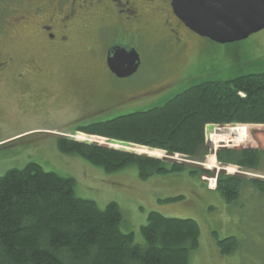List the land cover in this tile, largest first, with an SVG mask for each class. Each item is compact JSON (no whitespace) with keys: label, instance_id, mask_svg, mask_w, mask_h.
<instances>
[{"label":"rangeland","instance_id":"1","mask_svg":"<svg viewBox=\"0 0 264 264\" xmlns=\"http://www.w3.org/2000/svg\"><path fill=\"white\" fill-rule=\"evenodd\" d=\"M12 1L0 0V6L14 15L16 2ZM11 16L0 17V30L7 28L0 37L4 45L2 57L11 60L7 70L0 73V177L36 163L45 172L73 179L78 198L93 201L102 210L111 203L118 204L123 214L121 229L125 234H134L135 243L144 244L141 228L148 223L149 214L156 212L199 224L200 245L191 252L189 264H264V195L260 192L245 186L241 197L229 204L218 191L208 189L209 177L198 179L183 171L142 181L136 166L107 174L78 155L62 153L58 147V139L66 138L153 159L189 163L214 173L213 179L223 172L264 179V169L254 174L220 165L212 141L222 128L244 127L248 135L241 143L237 137L233 144L219 145L216 152L223 148L264 151V126H209L204 163L190 162L182 156L170 158L162 151L76 132L77 126L89 122L162 106L204 79L229 81L263 72L264 31L228 45L210 40L202 44L190 37L182 58L185 70L172 67L177 60L174 54L165 56L156 47L134 44L143 64L134 76L119 80L104 72L100 61L104 50L98 46L91 25L79 36L75 33L69 48L46 50L36 44L31 28H11ZM35 64L43 72H31L29 67ZM192 66L190 74L186 73ZM110 106L109 112L98 113ZM145 151L157 154L151 156ZM180 197L183 199L173 201ZM230 237L237 238L238 247L233 253L224 254L218 243Z\"/></svg>","mask_w":264,"mask_h":264},{"label":"trees","instance_id":"2","mask_svg":"<svg viewBox=\"0 0 264 264\" xmlns=\"http://www.w3.org/2000/svg\"><path fill=\"white\" fill-rule=\"evenodd\" d=\"M230 125L264 126V71L229 81L204 79L162 106L89 122L76 132L204 163L208 156L207 128ZM247 132L244 127L218 130L212 138L215 150L221 144L235 143L237 137L241 143ZM58 147L107 174L136 166L142 181L183 171L198 179L214 177V173L191 164L66 138L58 139ZM216 157L220 165L243 172L255 174L264 169V151L260 149L223 148ZM217 180L216 191L229 204L241 197L245 186L264 195V179L223 172ZM122 221L118 204L111 203L102 210L95 202L76 196L73 179L45 172L36 163L0 177V264H189L191 252L200 245L201 228L194 220L152 212L141 228L144 244L135 243L134 234L122 231ZM218 244L222 253L231 254L238 240L230 237Z\"/></svg>","mask_w":264,"mask_h":264},{"label":"flooded vegetation","instance_id":"3","mask_svg":"<svg viewBox=\"0 0 264 264\" xmlns=\"http://www.w3.org/2000/svg\"><path fill=\"white\" fill-rule=\"evenodd\" d=\"M13 1L16 2L14 15H12V11L3 10L0 6V17L5 19L8 15H12L10 19L13 22H8L11 28H14V26L15 29L31 28V34L36 44L46 50L69 48L74 43L75 33L78 32L79 36L81 31L89 30L91 25L95 30L98 46L104 50L100 59L104 72L119 80L121 78L112 73L108 64L110 53L116 48L136 50L134 44L143 47H156L165 56H168V54L177 56L175 58L177 60L171 64L172 67L185 70L183 69L182 58L185 55V48L189 46L190 37H194L202 44L206 40L208 41V39L192 32L178 19L174 13L172 0ZM4 19H1L2 22ZM6 31L7 28L1 29L0 37ZM3 50L4 45L0 41V73L7 70L11 61L2 57ZM138 54L140 55L139 52ZM140 62L139 69L143 64L141 55ZM192 68L193 66L186 73L190 74L189 71ZM29 69L31 72L35 71L38 74L43 72V69L37 64L33 68L30 66ZM183 74L184 76L188 75ZM21 75L22 77L25 76V74ZM188 78L190 76L185 77V79ZM185 79L177 83H181ZM111 108L112 106L103 108L98 113L109 112ZM77 128H82V126H77Z\"/></svg>","mask_w":264,"mask_h":264},{"label":"water","instance_id":"4","mask_svg":"<svg viewBox=\"0 0 264 264\" xmlns=\"http://www.w3.org/2000/svg\"><path fill=\"white\" fill-rule=\"evenodd\" d=\"M172 6L188 29L220 45L264 31V0H172ZM108 64L112 73L126 79L137 73L141 62L136 50L119 47L110 53Z\"/></svg>","mask_w":264,"mask_h":264},{"label":"built area","instance_id":"5","mask_svg":"<svg viewBox=\"0 0 264 264\" xmlns=\"http://www.w3.org/2000/svg\"><path fill=\"white\" fill-rule=\"evenodd\" d=\"M211 182L209 183V187L213 188L215 186V181L214 180H210Z\"/></svg>","mask_w":264,"mask_h":264},{"label":"bare ground","instance_id":"6","mask_svg":"<svg viewBox=\"0 0 264 264\" xmlns=\"http://www.w3.org/2000/svg\"><path fill=\"white\" fill-rule=\"evenodd\" d=\"M236 133H237V135H238V130L236 131ZM216 150H217V149H216ZM216 150H215V151H216Z\"/></svg>","mask_w":264,"mask_h":264}]
</instances>
